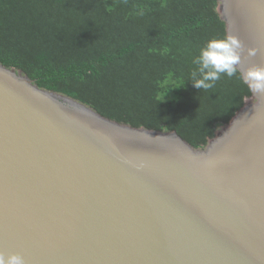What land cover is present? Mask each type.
I'll return each mask as SVG.
<instances>
[{"label":"water","instance_id":"obj_1","mask_svg":"<svg viewBox=\"0 0 264 264\" xmlns=\"http://www.w3.org/2000/svg\"><path fill=\"white\" fill-rule=\"evenodd\" d=\"M217 2L243 78L264 66V0ZM0 253L25 264H264V95L196 149L0 64Z\"/></svg>","mask_w":264,"mask_h":264},{"label":"trees","instance_id":"obj_2","mask_svg":"<svg viewBox=\"0 0 264 264\" xmlns=\"http://www.w3.org/2000/svg\"><path fill=\"white\" fill-rule=\"evenodd\" d=\"M217 8V0H0V64L109 120L203 148L252 97L239 71L208 91L190 82L199 49L227 36Z\"/></svg>","mask_w":264,"mask_h":264},{"label":"clouds","instance_id":"obj_3","mask_svg":"<svg viewBox=\"0 0 264 264\" xmlns=\"http://www.w3.org/2000/svg\"><path fill=\"white\" fill-rule=\"evenodd\" d=\"M143 15V12L140 13ZM241 42L233 35L212 37L199 49L192 63L196 66L190 73V82L195 89L208 91L215 83L226 76L231 79L237 76V65L241 62ZM248 56L257 53L256 48H248ZM243 82L252 91L264 95V66L246 68L243 72ZM0 264H25L19 254L5 256L0 253Z\"/></svg>","mask_w":264,"mask_h":264}]
</instances>
